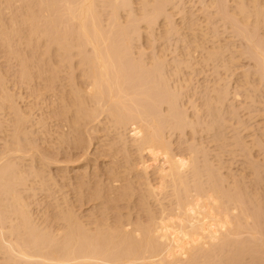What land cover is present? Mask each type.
<instances>
[{"label": "bare ground", "instance_id": "1", "mask_svg": "<svg viewBox=\"0 0 264 264\" xmlns=\"http://www.w3.org/2000/svg\"><path fill=\"white\" fill-rule=\"evenodd\" d=\"M260 96L264 0H0V264H264Z\"/></svg>", "mask_w": 264, "mask_h": 264}, {"label": "rangeland", "instance_id": "2", "mask_svg": "<svg viewBox=\"0 0 264 264\" xmlns=\"http://www.w3.org/2000/svg\"><path fill=\"white\" fill-rule=\"evenodd\" d=\"M145 37H146V36H144V38H145ZM144 38H143V39H144ZM143 39H142V41H143ZM144 40H148V38H147V39H144ZM142 41H141V42H142ZM173 41H174V40H173V38H172V40H170L171 43H170V42L167 43V47H168V48H170V45L168 46V44H171V46H172L171 49H173L174 45H172V44L175 43V41H174V42H173ZM143 42H145V41H143ZM143 42H142V43H143ZM147 42H148V41H146V43H145L146 46H147ZM159 42H160V43H158V41L155 42V44L157 43V44H156V48H158V49L160 48V47H159V46H160L159 44H161V46H163L162 41H159ZM172 42H173V43H172ZM148 43H150V42H148ZM143 44H144V43H143ZM148 45H149V44H148ZM157 45H159V46H157ZM151 46H153V45L151 44ZM153 47H154V46H153ZM153 47H150V46H149V47H148L149 49H147V51H149V50L152 49ZM143 48H145L144 50H146L147 47H144V45H143ZM158 49H157V50H158ZM152 50H153V49H152ZM152 50H150L151 53H152ZM150 51H149V52H150ZM170 52H171V51H170ZM170 52L168 51V53H170ZM147 53H148V52H147ZM169 55L171 56V53H170ZM169 55H168V56H169ZM170 56H169L168 58H170ZM238 60H239V59H238ZM240 60H243L244 62H243V61H240ZM240 60H239V63L241 62L240 64H241L242 66H243V64H246V65H244L243 68H242V66H240L241 69L238 68L239 70H237V69L234 70L235 73H237V72L239 71L237 74H239L240 72H242L243 69H247V68H245V67L248 65V62H247L246 59H242V58H240ZM245 62H246V63H245ZM240 70H241V71H240ZM205 71H206V69L204 70L203 73H202V72L200 73L201 75H200L199 73H197L196 76H197V78H199V79H197L198 81H200V82L203 81V83H206V82L208 83L209 81H204V80H205V79H206V80H211L212 78L214 79V78H215V75L212 73V70L210 71V70L207 69V71H206L207 74L205 73ZM210 72H211V73H210ZM235 73H234V75H235L236 77L234 76V77H232V78H233V79L235 78V80H236L237 77H238L241 73H240L238 76H237ZM198 75H199V77H198ZM212 75H213V76H212ZM196 76H195V77H196ZM201 76H202V77H201ZM203 76H204V77H203ZM208 76H209L210 78H208ZM205 77H207V78H205ZM213 79H212V81H213ZM233 79H232V80H233ZM198 81H197V82H198ZM198 83H199V82H198ZM210 83H211V82H210ZM262 97H263V98H262ZM262 97L260 96L259 98H260V99L262 98V99H261V100H262V105H264V104H263V103H264V96H262ZM239 109H240V108H239ZM241 110L244 111L245 109L242 108ZM241 110H239V113H240L239 115H240L241 117H243V116L246 114V110H245L244 112L241 111ZM242 112H243V113H242ZM261 112H262V114H264V109H263ZM261 112H260V113H261ZM227 115H228V114H227ZM242 115H243V116H242ZM227 117H228V119L230 118V120H231V119H232V120L234 119V120L231 121V122H233V123L236 124V121H237L238 119H236V118H231V117H232L231 114H229ZM244 118L247 119V114L244 116ZM235 119H236V120H235ZM234 121H235V122H234ZM236 127H237V128H236ZM236 129H238V130H236ZM233 130H234V131H233ZM240 130H241V128L238 127V122H237V125H236V126H233V125H232V126H230V127L228 128V131H229V132H228V131H225V133L228 132V133H226V135L229 136V137H228V139H229L228 142L231 143V144H230V147H231L233 144H235L234 141H233V140H234V136H235L234 134H237V132H239ZM228 134H229V135H228ZM231 134H233V135H231ZM232 138H233V139H232ZM230 139H231V140H230ZM232 141H233V142H232ZM212 144H213V143H212ZM92 147H93V146H92ZM213 147H214V146H213ZM233 147H234V148H233ZM235 147H236V148H235ZM226 148L229 149V145H228ZM232 148L235 149V150H238V149H239L238 146H234V145L232 146ZM239 150H240V149H239ZM239 150H238V151H234V152H235V154L233 153L234 155L231 153V154L228 155V158L225 157L226 160H227V159L230 160V161H231V160H232V161L234 160L233 162H232V161H231V162L227 161V162L230 163V164H229V165H230V169H233V170H231V171L234 172V171H235L234 169H236V170L238 169V171H235L234 173H239L240 171H242V169H243L242 166L244 165V161H245V158H243L244 156H242V153H241L242 151L240 150L241 152H239ZM92 151H94V150L92 149ZM75 152H77V151H75ZM237 152H239V153H238V156H237ZM92 154H93V156H91ZM60 155L63 156L64 154H60ZM231 155H232V156H231ZM239 155H240V156H239ZM262 155H264V153L261 154V155L259 156V158H262ZM62 156H60L61 159H62ZM234 156H235V157H234ZM89 157H90V158H89ZM92 157H95V156H94V152H91V154L88 156L89 160H88V158H87V159H86L87 161H86V160H85V161H86L87 163L89 162V164H90V161L92 160L93 163H94V160H93V159H95L96 157H95V158H92ZM230 157H231L232 159H230ZM97 159H98L97 162L99 161L98 163H100V161H103V160H101V159H103V158H101V159H100V158H97ZM99 159H100V160H99ZM85 161H84V162H85ZM92 161H91V162H92ZM236 161H237L238 163H237ZM240 161H242V162H240ZM263 162H264V160L262 161V163H263ZM62 163H63V162H62ZM62 163H61V164H62ZM93 163H91V165H92ZM101 163H102V162H101ZM101 163H100V164H101ZM232 163H233V164H232ZM234 163H235L236 165H235ZM64 164H65V163H64ZM94 164H95V163H94ZM231 164H232V166H231ZM52 166H53V168H52ZM52 166H51L52 171H55V170H53V169H56V166H55V165H52ZM69 166L72 167V164H69ZM241 168H242V169H241ZM75 171H76V170H72L71 172H74V173H75ZM71 174H73V173H71ZM263 175H264V174H263ZM263 186H264V180H263ZM43 195H44V194H43ZM45 200H46V199H45ZM46 201H47V200H46ZM44 202H45V201H44ZM89 205H90V206H89ZM91 206H92V204H90V203L88 202V204H87V203H86V205L84 204V207H83V205L81 206V207H83L82 209H81V208H79V209L85 211L86 208L89 207L88 209H90ZM88 209H86V211H87Z\"/></svg>", "mask_w": 264, "mask_h": 264}]
</instances>
